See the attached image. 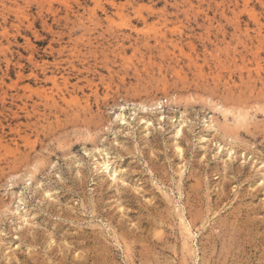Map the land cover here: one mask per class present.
<instances>
[{"label": "rangeland", "instance_id": "1", "mask_svg": "<svg viewBox=\"0 0 264 264\" xmlns=\"http://www.w3.org/2000/svg\"><path fill=\"white\" fill-rule=\"evenodd\" d=\"M0 264H264V0H0Z\"/></svg>", "mask_w": 264, "mask_h": 264}, {"label": "bare ground", "instance_id": "2", "mask_svg": "<svg viewBox=\"0 0 264 264\" xmlns=\"http://www.w3.org/2000/svg\"><path fill=\"white\" fill-rule=\"evenodd\" d=\"M157 100H158V99H157ZM161 103H162V102H160V101L158 100L157 102L153 103V105H154V104H155V105L157 104V106L160 107V104H161ZM139 104H140V103H139ZM155 105H154V106H155ZM121 106H123V105H121ZM140 106H141L142 108H146L145 106H147V105H145V106H144V105H140ZM150 106H152V105H150ZM154 106H153V108H157L156 106H155V107H154ZM219 106L221 107V105H219ZM219 106H217V107H219ZM222 106H223V105H222ZM138 107H139V106H138ZM148 107H149V106H148ZM215 107H216V106H215ZM215 107H214V108H215ZM217 107H216V108H217ZM135 108H136V107H135ZM158 109H159V108H158ZM218 109H219V108H218ZM148 110H149V109H148ZM156 110H157V109H156ZM228 110H229V109H228ZM141 111H142V110H141ZM146 111H147V110H146ZM143 112H144V111H143ZM226 112H227V111H226ZM229 112H230V111H229ZM119 113H120V111H119ZM134 113H135V112H134ZM221 113H222V111H221ZM232 113H233V112H232ZM115 114H116V113H115ZM115 114H114V117L116 116ZM223 114H225L224 111H223ZM120 115H122V114H121V113H120V114H117V118H118V116H120ZM159 115H160V114H159ZM236 115H237V114H236ZM237 116H238V115H237ZM237 116L234 117V118H237ZM121 117H122V116H121ZM122 119H123V118H122ZM122 119H120V120L122 121ZM157 119H158V118H157ZM159 119L162 121L163 116H160ZM159 119H158V120H159ZM148 120H150V119H148ZM181 120H182V119H181ZM236 120H237V119H236ZM123 121H124V120H123ZM146 122H147V121H146ZM150 123H151V122H150ZM150 123H149V124H150ZM147 126H148V125H147ZM179 126H180V124H179ZM181 126H182V125H181ZM181 126H180V127H181ZM209 127H210V126H209ZM211 127H212V126H211ZM213 127H214V126H213ZM175 130H176V131H180V128H178V130H177V129H175ZM176 131H175V132H176ZM180 133H181V132H180ZM105 164H106V163H105ZM109 168H110V166H109ZM105 169H106V168H105ZM111 170H112V169H111ZM113 172H114V170H113ZM188 228H189V227H188ZM190 234H191V233H190Z\"/></svg>", "mask_w": 264, "mask_h": 264}]
</instances>
